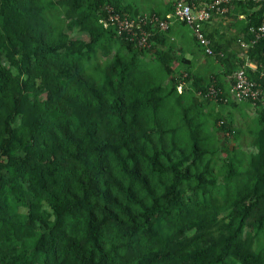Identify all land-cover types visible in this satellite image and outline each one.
Returning <instances> with one entry per match:
<instances>
[{
	"label": "trees",
	"instance_id": "1",
	"mask_svg": "<svg viewBox=\"0 0 264 264\" xmlns=\"http://www.w3.org/2000/svg\"><path fill=\"white\" fill-rule=\"evenodd\" d=\"M233 3L254 9L251 42L264 3ZM107 6L139 14L0 0V264H264V98L232 96L242 67L264 86V36L225 93L179 72L156 25L148 47L103 27ZM242 102L249 150L232 113L204 111Z\"/></svg>",
	"mask_w": 264,
	"mask_h": 264
},
{
	"label": "crops",
	"instance_id": "2",
	"mask_svg": "<svg viewBox=\"0 0 264 264\" xmlns=\"http://www.w3.org/2000/svg\"><path fill=\"white\" fill-rule=\"evenodd\" d=\"M175 1L125 0V3L129 5L132 13L143 15L146 12H155L165 18L173 12ZM253 12L254 9L247 5L233 3L226 13H215L205 25V32L211 40L213 50L224 53L229 59L227 62L207 55L195 41L191 28L177 19L157 42L158 49L165 56H168V53L172 55L174 60L172 65L179 72L190 73L200 85L213 80L225 89V93H229L232 87L229 72L231 69L242 61L253 70L257 68L256 63L248 60L251 42H248L250 31L247 26ZM236 70L234 69L233 73ZM239 108H242L240 109L242 114H246L249 108L252 110V106L246 102L240 103Z\"/></svg>",
	"mask_w": 264,
	"mask_h": 264
},
{
	"label": "built area",
	"instance_id": "3",
	"mask_svg": "<svg viewBox=\"0 0 264 264\" xmlns=\"http://www.w3.org/2000/svg\"><path fill=\"white\" fill-rule=\"evenodd\" d=\"M234 1L240 0H176L174 10L165 18L158 14L147 17L145 14L136 17L125 14L123 17L119 13H113V7L107 6L109 18H100V23L106 29L115 26L117 34H127L132 40L137 37V44L140 47L150 45L149 38L152 33L143 27L146 23L156 25L160 30H169L172 22L177 19L188 25L193 33L194 38L204 47L207 54H212L211 40L205 32V25L209 22L215 13H226ZM255 3H264V0H253ZM254 38L251 44L256 43L264 36V17L261 24L252 28ZM236 83L232 88V96L238 101L257 100L259 97L264 98V86L246 74L242 67L235 73ZM182 89V86H179ZM208 97L216 99L219 91L215 86L210 87Z\"/></svg>",
	"mask_w": 264,
	"mask_h": 264
},
{
	"label": "rangeland",
	"instance_id": "4",
	"mask_svg": "<svg viewBox=\"0 0 264 264\" xmlns=\"http://www.w3.org/2000/svg\"><path fill=\"white\" fill-rule=\"evenodd\" d=\"M153 14H157L155 12H146L145 15L147 17L153 15ZM222 107V106H221ZM218 104H211L208 105L207 107H204V111H208L209 114V118H215L217 116H225L228 113H232V116L234 117V125L237 128H240L242 130V134L240 136V143H241V147L245 150H249L250 149V143H251V131L250 128L253 127V123L254 119L252 116H247V115H243L242 113H240V111L236 110H232L231 107L229 106H224L221 108ZM257 119V118H256ZM255 119V127L257 128L258 123L257 120ZM234 142V140H232L230 142V144L232 145ZM236 143V142H235ZM233 153H231L232 155ZM227 152L223 151L220 153V161H218V163H221V160L226 157Z\"/></svg>",
	"mask_w": 264,
	"mask_h": 264
}]
</instances>
